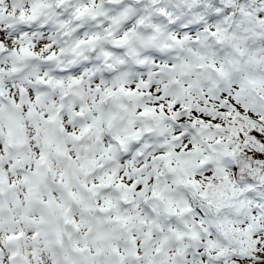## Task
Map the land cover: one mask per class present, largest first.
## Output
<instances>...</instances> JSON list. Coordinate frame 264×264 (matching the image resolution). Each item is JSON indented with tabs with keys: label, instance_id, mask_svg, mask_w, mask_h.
<instances>
[{
	"label": "snow or ice",
	"instance_id": "6c2138e0",
	"mask_svg": "<svg viewBox=\"0 0 264 264\" xmlns=\"http://www.w3.org/2000/svg\"><path fill=\"white\" fill-rule=\"evenodd\" d=\"M0 264H264V0H0Z\"/></svg>",
	"mask_w": 264,
	"mask_h": 264
}]
</instances>
